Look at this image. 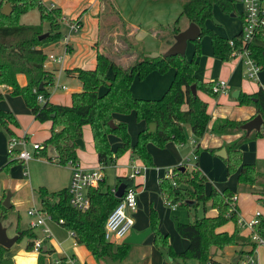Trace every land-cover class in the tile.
I'll list each match as a JSON object with an SVG mask.
<instances>
[{
    "label": "trees",
    "instance_id": "1",
    "mask_svg": "<svg viewBox=\"0 0 264 264\" xmlns=\"http://www.w3.org/2000/svg\"><path fill=\"white\" fill-rule=\"evenodd\" d=\"M4 1L11 4V11L7 15L0 12V84L10 94L21 95L37 120L50 122L42 153L45 154L47 144L52 145L55 153L48 156V159L62 165L76 161V149L79 145L75 139L82 137V128L85 124L90 126L97 159L102 166L109 164L128 149L131 155L139 158L145 166H152L154 161L147 144L154 142L162 146L170 140L184 143L189 139L186 125L189 126L192 136L199 139L207 130L211 117L207 110V101L198 94V91L213 96L218 94L212 90L211 80H201L196 73L199 65L197 56L201 52L200 38L202 35H208L213 52L221 59L231 57L232 50L240 49L242 46L241 30L231 37L234 40V45H231L230 38L205 24L212 16L215 4L224 11L231 12L235 10V3L238 0H181L180 14L169 26L170 34L174 36L182 29L181 16H185L188 22L194 21L198 24L200 35L193 41L194 49L190 58L186 54L169 56L142 54L134 62L123 65L109 52L97 49L95 65L92 68L75 66L65 69L68 75L80 80L81 89L71 92L69 104L55 103L49 99L54 71L45 67L47 52L42 46L63 37L62 11L58 6L50 7L43 0H0V5ZM33 7H37L39 11L40 22H19V16ZM44 22L48 23L47 30L43 29ZM45 31L48 34L39 38ZM244 46L248 48L250 56L260 69L264 68V26L260 27ZM170 67L174 69L173 77L160 96L143 97L132 93L131 84L135 76L143 78L152 70L165 72ZM110 69L111 74L108 73ZM20 73L26 78L23 84L17 79ZM193 83L196 87L195 94L191 87ZM39 94L44 96L43 101L38 100ZM3 98L4 92L0 90V101ZM237 101L240 104L254 103L256 114L259 113L262 117L260 129L246 134L241 126L246 120L217 117L212 121L211 130L216 134L240 133L224 145L227 153L225 157L227 174L237 170L238 182L264 185V171L259 170L254 163L243 162L240 148L244 141L264 136V87L260 85L251 93L240 92ZM130 111H134L137 120L146 123L145 127L138 131L133 143L126 121L114 119L116 112ZM110 120L113 121V125L109 123ZM150 122H155L153 131L148 130ZM16 125L18 121L13 111L0 106V126L14 134L13 127ZM109 133H114L121 139V143L114 150L110 146ZM198 151L199 145H196L195 152ZM14 160L16 159L10 158L0 169L8 168ZM194 167L188 172L185 165H177L171 169V177L159 178V188L164 198L180 201L185 205H188L187 200H193L191 205L203 206L202 215H195L193 220L189 221H176L178 233L188 239L187 246L182 250L173 248L168 233H163L158 228V216L151 207L149 227L153 242L158 248L166 249L170 258L177 257L183 260L195 258L198 264H223L217 258L218 250L230 246H243L237 250V260L227 263L239 264L259 243L252 240L250 234L240 233L236 223L237 213L230 212L229 197L233 194L232 190L227 187L218 189L211 185L206 192V175L196 164ZM120 181H125L128 185L133 184V178L129 176H116L115 187ZM181 183H186V186L181 187ZM37 192L40 207L50 214L51 219L71 230L76 241L84 244L98 260L96 264H106L105 256L121 259L128 253L130 242L123 239L115 242L104 237L106 217L120 200L115 196L112 187L106 185L105 178L97 186L88 189L90 206L85 210H79L70 204L67 188L49 192L40 186ZM260 193L264 195V191ZM207 206L215 208L216 212L206 214ZM8 209L0 204V220L6 216ZM230 219L235 222L231 232L218 229ZM254 229L264 238V217L258 219ZM23 236L28 237L26 248L32 249L36 237L34 228L21 230L17 240ZM7 250V247L0 244V264H14L12 258L5 255ZM52 251V248L42 250L40 247L36 264H51L47 256ZM57 264L70 263L66 256H61Z\"/></svg>",
    "mask_w": 264,
    "mask_h": 264
},
{
    "label": "crops",
    "instance_id": "2",
    "mask_svg": "<svg viewBox=\"0 0 264 264\" xmlns=\"http://www.w3.org/2000/svg\"><path fill=\"white\" fill-rule=\"evenodd\" d=\"M43 1L45 2V0ZM85 1L84 0L83 1L82 0H49V3L47 4V5H50L51 3H53L54 6L60 7L63 16L69 19L74 18V17H79L81 21L80 22L81 27L77 31L71 32L69 35L68 51L64 55L63 62L57 63L53 60H47L45 63L46 68H49L54 71L53 72L54 81L59 84L65 85L64 88H61V87L59 88L63 90L68 89V91H71V92L80 90L81 82L77 77L68 75L65 72V69L72 68L75 66H80L84 68H92L95 65V56H96L97 46H96V49L95 48L88 49V43L90 42V39L87 40L86 37L88 33L89 36H92L93 40H96V36L98 37V32H96L95 27L92 30L91 28L87 29V22L91 20V15H98L99 12L104 9L103 7L104 4L100 0H85ZM70 4L72 5L69 6ZM241 10L242 9H240L239 13L236 10L231 11L233 14L238 13L240 15L241 21H240V26H236V28L232 32H230V34L224 32L223 30L224 26L220 27L219 25H215L217 27L214 28L211 25V23L208 24L207 20L205 21V24L213 28L219 34L225 37H231L241 30V24H242ZM180 11H181V6H180ZM66 13H70V14L67 15ZM179 14L175 17L176 14H174V11H171V8L168 4L167 5L165 3L155 4V2H151L150 0L135 1L134 3H132V7L129 8L128 12L123 11V8L121 7V12H119V15L122 18V20L124 22L125 21L128 22V24L125 26L126 36H122L120 38V42L116 41L115 46H114L115 50H118L116 51L117 56H118L117 60L120 61L121 59L125 57V54H127V52H123V53H118V52H119V49L122 48V46H124L123 44L127 42V38L132 37V36L135 37L137 42L140 43L141 45L140 53L149 54V55L162 54L169 47V45L174 41L173 39L172 42H169L170 41V27L169 26H170L171 21H174L179 16ZM94 21H96V17H94ZM63 23L66 25L65 27L63 26ZM188 23L189 22L187 20L185 24H181L182 28L186 27ZM220 24H222V22H220ZM155 26H158L160 30H158L157 32L154 31ZM61 30L63 32V35L68 33V26L64 21L61 22ZM193 41L194 40L188 41L186 52H188V50H190L191 53L193 52V49H194ZM200 46H201V52L197 56L199 65H201L200 63L203 59V54L206 55V60L209 59L211 64L216 65V63H218L222 71L221 75L227 76L226 78L228 81V89L227 91L220 92L215 96L208 95L202 91H198V94L207 101V110L211 117L207 130L204 132V134L199 139H195L191 134L190 128L186 127V131L189 135L188 141L184 143L170 142L165 147L160 148V150L155 149L152 151L151 148L149 147L150 143H148L147 144L148 149L150 148V152L152 153L153 158H154V166L145 167L144 171L145 170L146 171L144 173L143 172L141 173L140 171L138 175L134 176L133 180L135 183H140L145 186V183L148 180V176L149 175L152 176L154 174L156 177L158 187H159V178L162 175L166 176L173 167L179 165L180 163H184L185 161L184 157L186 155L188 157L189 152L194 153L196 155V158L192 165L194 166L196 164L197 168L200 169L206 175V178H207L206 183H205L206 192H208L211 185L215 186L218 189H223L224 187H227L231 189L232 192L237 195L236 205H237L238 216H240L243 220H249L254 216L255 211L259 210L260 217H264V205L261 203L262 199L264 198V195L260 193L261 191H264V185H258V184L249 185L246 183L238 182L237 172L235 173V178H234V181L236 182L237 186L234 187V186L227 184L226 176L222 175L220 171L218 172V174H215V173L213 174L211 165L219 161L217 157H212V155H210L212 153L216 154L215 151L217 149L224 146L226 143L230 142L231 140H233L234 138L240 135V133L216 134L212 132L211 124L215 118L226 117V118L233 119V120H247L256 114V107L254 103L251 102V103L240 104L237 101V97H234L232 95V91H234L235 89H239V93L240 92L251 93V92L256 91L260 85L264 87V68H261L258 71L255 81L246 80L247 76L244 74V65L242 61L241 60L236 61L235 59L230 58V57L227 59H221L219 56H217L212 50L211 41L208 35L205 34L201 36ZM42 49L46 51L47 53H50V52H53L55 54L62 53L64 49L63 37L60 39H56V40L45 43L42 46ZM122 49L124 50V47ZM199 65H198V68H199ZM198 68H197V71H198ZM173 72H174V69L170 67L164 73H159L156 70H152L143 78H139L138 76H135L131 84V91L136 96L158 97L165 91V89L169 85L173 77ZM108 73L109 74L112 73L111 69L108 71ZM63 74L66 75L67 78L74 80V83H72L69 88L65 83L60 82L61 78L63 77ZM17 79L20 84H23L26 81L25 75L22 73L18 74ZM201 80L214 81L215 78L210 77V78H203ZM0 90L4 92V97L9 93L5 89V87L1 84H0ZM54 90H52L49 95V99L52 101H54L53 99ZM2 100L0 101V106L3 108H7L5 104L1 103ZM70 100H71V97H70ZM132 112H133L132 119L134 120L135 118L136 120V128L134 132L130 131V128L128 125L129 123L128 121H130V119L129 117H127L126 115L127 113H117L116 112L114 114V119L116 121H119V120L126 121L128 125V129L130 131L131 142L133 143L136 139L138 131L144 128L146 123L143 120H137L135 117L134 111ZM18 126H19V122H18V125L13 127L15 132ZM8 134L9 136L11 135L9 132ZM14 134H19V133L16 132ZM82 139L84 141V145L78 146L76 149L77 162L85 168L102 167L105 173L106 181H107V173L105 169L108 165L112 166L114 182H113V185H111V187L115 186L116 176H129L131 169H132V165H137V166L143 165L142 161L139 158L132 156L130 149H128L121 155L116 156L115 159L111 161L109 164L102 166L101 163L97 159V153L95 151L94 144H93L92 132L88 124L83 125ZM108 139H109L112 150H114L116 146L121 143L120 137L114 133H109ZM6 140H7V136L5 135V133L0 132V168L2 167V165H4L7 162V161L5 162L6 160L5 153H7L9 158L19 159L15 157H10L8 152H6V142L8 141ZM187 142H189V145H188L189 147H184ZM196 145H199L198 152H195ZM42 148L43 146L41 148L34 149L31 144V149L29 150L32 153L37 155L40 151H43ZM240 148L242 151L243 162L254 163L258 169H260L261 171H264V136H258L256 138L246 140L241 144ZM207 149L210 151V153ZM211 149H214V150H211ZM54 153H55V150L52 147L49 154L45 152V155L48 158V156L50 155L52 156L54 155ZM31 158H29L27 161H29ZM49 162H52L54 164L56 163L50 160ZM56 164L58 165L59 163H56ZM63 166L64 168L67 169L66 171L67 175L65 179L63 180V184L61 188H67L69 180H70V175H71V167L69 164H65ZM24 170L22 172L23 176L29 175L28 174L29 171L27 170V173H24ZM220 183L222 184L220 185ZM40 186L46 187L44 185H39V187ZM47 190L49 189L47 188ZM3 196H4V193L1 195L0 201H2ZM10 197H11V194H10ZM162 199L164 200L163 196H162ZM12 206L13 204L11 203L9 208H11ZM167 206L171 208L172 210L176 208V206L170 207L168 204ZM205 212L206 214H214L216 212V209L210 206H207ZM168 213H172V211H168ZM28 215L29 217L33 216L30 214ZM159 217L160 218H158L159 220L158 228L160 229V231H162L163 233H168V234L173 233L174 232V221L170 220L171 225L167 227V226H164L163 224L164 214L162 212H160ZM32 219H29V226H30V221ZM50 220L57 223L51 218ZM57 224L60 225L59 223ZM234 226H235V222L233 221L231 228H228L227 223H225L222 226H220L218 229H222V230L224 229V230H227L228 232H231ZM146 227H148V221L146 222L142 221L141 223L138 224L137 228H132V229H134L135 231H141L145 229ZM238 227L240 226L238 225ZM242 227H245V226H242ZM246 228L248 232H250L249 228L248 227ZM16 229H18V226L15 228V230ZM35 232H36V237H40L42 240L41 246H40L42 250H46L47 248L53 249V251L50 254H48L49 256H51V254H53L54 251H56L55 246L57 244L59 248L58 258H60L61 256H66L70 264H96L98 262L95 256L91 253V251L84 244L78 243L76 241L75 236L71 232V230H68L67 236L69 238L71 237L70 240L72 241V247H73L72 252H68L67 248H64L62 246L61 240H57L58 238H56V240H52L50 244L47 243V241L49 240L48 238L51 237L52 235L51 230H50V235L46 237L44 236L43 231H42V235H40L36 230ZM185 239H186V244L184 248L188 244V239L187 238ZM242 247L239 246L238 248V246H230V247L224 248L223 250H218L217 258L220 259L223 262V264H227L229 263V261L232 260L234 256L237 255V250L241 249ZM132 248H135V250H139V251H143L144 249H146L147 252H149L155 258L156 257L159 259L161 258L163 262L164 261L168 262V260L173 259L170 257L169 259L165 258L163 254L164 252L163 249H160V248L157 249L158 247L153 242L152 233L147 235L141 242L131 243L129 250ZM182 249L176 248L175 250H182ZM5 255L10 256L14 264H36L38 251L27 249L26 244L20 245V244L13 243L8 248V250L5 252ZM251 255L253 259V262L251 264H264V244H258L254 248ZM49 256H47V260ZM79 257L83 259V260H80V263H78ZM58 258L56 259V261H58ZM123 258H121V262ZM164 264L166 263L164 262Z\"/></svg>",
    "mask_w": 264,
    "mask_h": 264
},
{
    "label": "rangeland",
    "instance_id": "3",
    "mask_svg": "<svg viewBox=\"0 0 264 264\" xmlns=\"http://www.w3.org/2000/svg\"><path fill=\"white\" fill-rule=\"evenodd\" d=\"M100 1L104 4L103 5L104 9L100 11L98 15H91V20L87 22V29L91 28L92 30L95 27L96 32H98V37L96 36V40H93L92 36H89V34L87 33L86 39L87 40L90 39V42L88 43V49H94V48L96 49V46H97V49L109 52L115 58L118 59L117 52H116L118 50H115L114 46H115L116 41L120 42V38L122 36H126L125 26L128 24V22L126 21L124 22L122 20V18L119 15V12H121V7L123 8V11L128 12L129 8L132 7V3H134L137 0H100ZM150 1L155 2V4H158V3H165L166 5L168 4L171 8V11H174V14H176L175 17L180 12L181 0H150ZM5 2L6 1L2 2L0 7ZM45 2L46 4H48L49 0H45ZM71 5L72 4H70L69 6ZM240 7H241V3L239 1H236L235 10L238 13L240 12V9H241ZM231 13L232 12L224 11L219 5L215 4L213 6L212 16L207 19L208 24L211 23V25L214 28L217 27L215 25H219L220 27L224 26V29H223L224 32L230 34V32H232L236 28V26H240V21H241L240 15L238 13L237 14H231ZM66 14L68 15L70 13H66ZM94 17H96V21H94ZM19 22L39 23L40 16H39V11L37 7H33L23 12L19 16ZM180 22L181 24H185L187 22V18L185 16H181ZM220 22H222L223 25L220 24ZM63 26L65 27L66 25L63 23ZM48 28H49L48 23L44 22L43 29L47 30ZM158 30H160L158 26H155L154 31L157 32ZM231 37H228V38H231ZM173 39H174L173 36H171L170 34L171 42L173 41ZM123 45L124 46H122V48L124 47V50L120 48L118 53L127 52V54H125V57L119 61L121 64L128 65L134 62L136 58L141 57L142 55V53H140L141 45L140 43L137 42L135 37L133 36L128 37L127 42H125ZM185 54L186 56H188V58H190L192 55L190 50H188V52H186ZM230 58H233L236 61L240 60L239 57L231 56ZM200 64L201 65H199L197 74L201 79L211 77V78H215V80L223 79L228 83L227 78H226L227 76L221 75L222 71L218 63H216V65L211 64L210 60L209 59L206 60V55L203 54V59ZM159 73H164V72H159ZM255 79L256 77H248V76L246 77V80L255 81ZM60 82L65 83L69 88L71 84L74 83V80L67 78L66 75L63 74V77L61 78ZM70 92L71 91H68V89L63 90L61 88H57L53 92L54 101L52 100L51 101L55 103H64V104H66L67 102V104H69L71 102ZM1 103L5 104V106H7V109L12 110L13 113L15 114L17 121L19 122V126L16 128V132L19 134H23L24 132L28 133L27 149H31V144L33 141H39L43 144L45 137L49 133V121L36 120L33 117L31 110L26 105L21 95L8 93L4 97ZM130 112H128L126 115L130 119V121H128L130 131L134 132L136 128V120L135 118L134 120L132 119L133 112L132 111ZM186 127H189V126L186 125ZM0 132L5 133V135L7 136V140H8L9 134L6 128H4V126H0ZM170 142L175 143L174 141L170 140L166 142L164 145L160 146L154 142H149L150 143L149 147L151 148L152 151L155 149L160 150V148L165 147ZM188 145H189V142H187L184 147H189ZM51 149H52V145L47 144L45 147V152L49 154ZM6 152H8L7 142H6ZM5 154H6V160H5L6 162L10 160V158L8 157L7 153ZM210 155H212V157H217L219 161L211 165L213 174L214 173L218 174V172L220 171L222 175L226 176L227 178L226 183L231 186L236 187L237 185H236V182L234 181V178H235V173L237 172V170H234L229 175H227V171H226L227 166H226L225 157H221L214 153ZM13 157H17V156L13 155ZM184 158H185L184 162L188 163L187 166L186 165L185 166L189 172L193 168H195L192 165L193 162L195 161V154L189 152V156L187 157L186 155ZM153 161H154V158H153ZM152 166H154V164ZM139 167H140V170L135 175H138L140 171L141 173L142 172L144 173L146 171V170L144 171L145 168L143 165ZM24 169L29 171L28 173L29 175L23 176L22 172ZM66 171L67 169L64 168L62 164L57 165L56 163L54 164L52 162H49L48 158L46 157L44 153H42V151H40L37 155L33 153V157L29 161L16 159L8 166V168L0 169V197L4 193V196L2 198L3 200L5 195L8 192H10L11 194L10 200H11V203L13 204L11 208L7 207L9 209L6 212V216L1 220L3 225L7 228L8 235L10 236L14 235L15 233L20 232L21 230L26 229V228L30 229L31 226H29V219H32L33 216H30L31 217L30 218L29 215L27 214V210L31 207H35V208L40 207V200H39V196L37 192L39 185L46 186L49 189L48 190L49 192L58 190L59 188L62 187L63 180L65 179L67 175ZM105 171L107 173L106 185L111 186L113 185V182H114L113 167L108 165ZM131 172H132V169H131ZM221 184L222 183H220V185ZM133 185L137 191L136 209L133 212H131V216L134 220L133 228H137L138 224L141 223L142 221L143 222L148 221V227H149L150 208L153 207L157 213L158 218H160L159 217L160 212L164 214V220H163L164 226L169 227L171 225L170 220L174 221V232L168 234L169 240L171 244L173 245L174 249L184 248L186 244V239L178 233L176 229V221L177 220L189 221V220H193L195 215H202L204 213L202 204L198 206L185 205V204H181L180 201H177L176 208L172 210L171 208L167 206L166 202L162 199V196L160 194L161 191L158 187L156 177L154 174L152 176L150 175L148 176V180L145 183V186L143 184L137 185V183H135L134 180H133ZM180 186L181 187L186 186V183H181ZM0 204L3 207H6L2 204V201H0ZM168 211H172V213H168ZM44 221L52 232V235L51 237L48 238L49 240L47 241V243L50 244L52 240H56V238H58L57 240H61L62 246L64 248H67L68 252H72L73 247H72V241L70 240L71 237L69 238L67 236L68 230L58 225L57 223L51 221L50 218L47 216L44 218ZM232 222H233L232 219L226 222L228 228H231ZM17 226H18V229L15 230ZM158 226H159V223H158ZM34 229L40 235H42L40 226H36L34 227ZM239 231L240 233L244 235H247L249 233L247 228L242 227V226L239 227ZM128 233L129 231L127 232V234ZM27 239H28L27 236H23L17 241H15L14 244L25 245L27 242ZM55 247H56V251H54V253L48 257V261L51 264H57L56 259L59 257L58 245L56 244ZM163 251H164L163 254L165 258L169 259L166 249H163ZM80 260H83V259L79 257L78 263H80ZM99 260L101 261V259ZM164 262L166 264H198V261L195 258H186L183 260L181 258L176 257V258L168 260V262L166 261ZM164 262L161 260V258L159 259L157 257L155 258L154 256H152L149 252H147L146 249H144L143 251H139V250H135V248H132L129 250L128 254L123 258L121 264H162V263L164 264Z\"/></svg>",
    "mask_w": 264,
    "mask_h": 264
},
{
    "label": "built area",
    "instance_id": "4",
    "mask_svg": "<svg viewBox=\"0 0 264 264\" xmlns=\"http://www.w3.org/2000/svg\"><path fill=\"white\" fill-rule=\"evenodd\" d=\"M241 3V15H242V24H241V48H234L231 52V56L239 57L244 65V74L248 77H257L258 71L260 70L259 65L256 61L250 56L249 50L245 45L246 42L250 41L254 35V33L262 26H264V1L262 0H238ZM53 7L54 4L51 3L49 5ZM62 21H64L68 26V33L63 35L64 40V49L60 54H55L53 52L47 53V60H53L57 63H62L64 59V55L68 51V41L69 35L73 31H77L81 27V21L79 17L67 18L65 16L62 17ZM229 43L234 45V40L232 38L229 39ZM64 88V84H59L53 81L50 92L56 88ZM228 89V83L223 79H218L212 81V90L216 93L225 92ZM45 98L42 94L38 95V100L43 101ZM28 142V133L24 132L23 134H11L7 141V151L10 157L13 155L17 156L15 158H19L27 161L29 158L33 156V153L27 149ZM43 145L38 141L32 142V147L34 149L41 148ZM196 158V155H195ZM67 164L71 167V175L70 180L67 186V190L69 193V202L70 204L79 209L85 210L90 206V196L88 194V189L90 187L97 186L103 178H105V173L103 168L101 167H93V168H85L80 165L77 160L69 161ZM179 165H187V162L180 163ZM144 168L146 167L143 164ZM140 167L137 165H132V172L129 174L130 178H134L135 174L138 173ZM24 173H27V170H24ZM168 177L172 176L171 171L166 175ZM117 187V186H116ZM116 187H112V190L115 192ZM136 188L133 184L126 186L122 196H120V200L118 203L112 208L109 214L106 217L104 223V237L107 240L112 241H120L126 235L127 232L131 231L133 228L134 220L131 216V212L136 209L137 199H136ZM237 195L233 193L229 197V201L231 202V211H236L237 213V205H236ZM166 204L170 207H175L177 201H172L164 198ZM28 214L33 215V218L30 221V226H42L41 229L44 233V236L50 235V229L45 224L44 218L50 217V214L42 209L41 207L35 208L31 207L28 209ZM51 218V217H50ZM260 218V211L256 210L254 216L249 220H243L237 213L236 223L239 226L248 227L250 232V238L259 244H264V238L258 234V232L254 229L255 223H257ZM41 238L35 237L33 241L32 250L38 251L41 246ZM252 254V253H251ZM248 254L244 259L241 260L240 264H251L253 262L252 255Z\"/></svg>",
    "mask_w": 264,
    "mask_h": 264
},
{
    "label": "water",
    "instance_id": "5",
    "mask_svg": "<svg viewBox=\"0 0 264 264\" xmlns=\"http://www.w3.org/2000/svg\"><path fill=\"white\" fill-rule=\"evenodd\" d=\"M11 11V5L8 1H6L1 7H0V12L3 14H9ZM233 14V13H231ZM48 34L47 31L41 33L39 35V38H43ZM200 35V27L198 26L197 23L194 21H189L188 25L181 30H179L177 33L174 34V41L169 45V47L162 53L163 56H169V55H175V54H180V55H185L186 53V47L188 44V41L196 39ZM42 86V84H40ZM192 87V92L193 94L196 93V87L195 84L193 83L191 85ZM239 93V89H236L232 91V95L234 97H237ZM109 123L113 125V121L110 120ZM262 123V117L259 113L255 114L253 117L250 119L246 120L245 122L242 123V128L245 130L246 134H249L250 131L252 130H258L260 129ZM155 129V122H150L148 124V130L153 131ZM75 142L79 146L84 145V141L82 137L76 138ZM215 153L221 157H226V148L225 146L220 147L215 151ZM184 166L182 167V169ZM127 186V182L125 181H120L116 187V190L114 192L116 197L122 196L125 188ZM187 203L189 205L193 204V200H187ZM262 203L264 204V198L262 199ZM2 204L6 207H9L11 205L10 202V192H8L4 199L2 200ZM20 232L15 233L14 235H8L6 227L3 225L2 221L0 220V244L4 245L5 247L9 248L18 238ZM151 233V228L146 227L145 229L141 231H135L132 229L124 238L123 240L126 242L130 243H138L141 242L147 235ZM238 258V255L234 256L232 258V261L235 262ZM104 261L106 264H121V259L116 258L113 259L110 256H105Z\"/></svg>",
    "mask_w": 264,
    "mask_h": 264
}]
</instances>
